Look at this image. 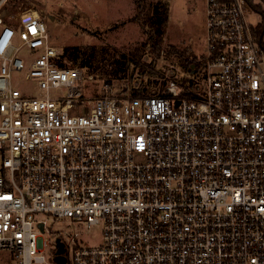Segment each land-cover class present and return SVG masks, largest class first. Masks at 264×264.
I'll use <instances>...</instances> for the list:
<instances>
[{
  "label": "built area",
  "instance_id": "built-area-1",
  "mask_svg": "<svg viewBox=\"0 0 264 264\" xmlns=\"http://www.w3.org/2000/svg\"><path fill=\"white\" fill-rule=\"evenodd\" d=\"M255 9L206 0L202 66L169 64L164 91L141 96L61 64L40 8L0 10V249L18 264L57 263L60 237L66 264H264ZM42 212L102 225V244L70 248L59 235L52 247Z\"/></svg>",
  "mask_w": 264,
  "mask_h": 264
},
{
  "label": "rangeland",
  "instance_id": "rangeland-1",
  "mask_svg": "<svg viewBox=\"0 0 264 264\" xmlns=\"http://www.w3.org/2000/svg\"><path fill=\"white\" fill-rule=\"evenodd\" d=\"M159 1L170 3L162 50L155 57L147 49L138 58L135 49L147 39L139 20ZM255 1L260 3L262 10H253L248 14V20L252 25H259L264 19V1ZM30 6L40 8L49 16L50 42L63 52L65 63L71 64L65 48L78 47L82 58L90 60V64L83 67L95 72L97 83H111L123 95L132 96L139 88L148 94L162 93L169 64L176 67L177 73L187 71L175 56L172 59L166 57L165 50L170 45L199 57L205 51L206 0H4L0 10L14 14ZM154 60L157 73L143 65ZM16 76L17 87L27 84L20 79V74ZM38 217L46 222V237L52 240V247L59 235L70 248L75 242L91 246L103 242L102 225L88 227L71 217L55 218L46 212ZM0 264L18 262L12 251L0 249Z\"/></svg>",
  "mask_w": 264,
  "mask_h": 264
},
{
  "label": "trees",
  "instance_id": "trees-1",
  "mask_svg": "<svg viewBox=\"0 0 264 264\" xmlns=\"http://www.w3.org/2000/svg\"><path fill=\"white\" fill-rule=\"evenodd\" d=\"M249 1L257 10H262L260 3H256L255 0ZM150 9L151 12H144L142 18L139 20L141 26L143 27V31L147 34V39L135 49V53L138 58H141L142 54L145 53L147 49H149V51L154 54L155 57L160 55L166 35L170 3L168 1H159L158 3L152 5V8L150 7ZM259 25L264 31V19ZM65 50L71 58V64L65 63L63 58L60 60L61 64L80 66H88L90 64L89 59L82 58L78 47H67ZM165 51L167 58L172 59V57L175 56L178 60V63H180V65L183 66L188 72H192L194 68L199 69L202 66V60L199 58V56L194 55L192 52H189L186 49H181L170 45ZM154 62L156 61L154 60L150 64L143 63V65L149 67L150 72L157 73L158 71L154 68ZM181 83L184 85L186 83V78H183ZM145 94L148 93L145 90L139 88L132 96H141Z\"/></svg>",
  "mask_w": 264,
  "mask_h": 264
},
{
  "label": "water",
  "instance_id": "water-1",
  "mask_svg": "<svg viewBox=\"0 0 264 264\" xmlns=\"http://www.w3.org/2000/svg\"><path fill=\"white\" fill-rule=\"evenodd\" d=\"M178 103L179 102H177V104ZM39 226L42 230H44V225L42 222L39 224ZM66 248H67L66 244L63 241H61L60 237H57L56 250H55L56 253L55 260L57 264H66L67 258L63 256V253L66 251Z\"/></svg>",
  "mask_w": 264,
  "mask_h": 264
},
{
  "label": "flooded vegetation",
  "instance_id": "flooded-vegetation-1",
  "mask_svg": "<svg viewBox=\"0 0 264 264\" xmlns=\"http://www.w3.org/2000/svg\"><path fill=\"white\" fill-rule=\"evenodd\" d=\"M56 250V249H55ZM67 254H68V250L66 248V251L63 253V256H65L67 258Z\"/></svg>",
  "mask_w": 264,
  "mask_h": 264
}]
</instances>
